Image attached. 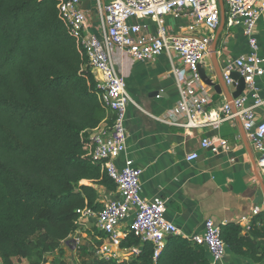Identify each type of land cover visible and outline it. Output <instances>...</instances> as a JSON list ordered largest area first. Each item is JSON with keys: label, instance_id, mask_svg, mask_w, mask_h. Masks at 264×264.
I'll return each instance as SVG.
<instances>
[{"label": "trees", "instance_id": "trees-1", "mask_svg": "<svg viewBox=\"0 0 264 264\" xmlns=\"http://www.w3.org/2000/svg\"><path fill=\"white\" fill-rule=\"evenodd\" d=\"M58 2L0 0V264H43L48 254H63L79 210L103 207L95 184L116 187L101 162L85 154L91 130L108 113L86 51L60 18ZM221 235L233 252L264 260V212L246 235L238 225L221 228ZM141 242L129 231L120 246ZM153 254L145 241L131 263L155 264ZM156 264L209 260L203 245L173 235Z\"/></svg>", "mask_w": 264, "mask_h": 264}, {"label": "crops", "instance_id": "crops-1", "mask_svg": "<svg viewBox=\"0 0 264 264\" xmlns=\"http://www.w3.org/2000/svg\"><path fill=\"white\" fill-rule=\"evenodd\" d=\"M80 4L87 13L88 31L101 36V13L97 0H81ZM225 14L227 16V12ZM131 21L136 22L135 19ZM138 22L141 31L148 34H157L163 29L168 34L202 32V27L191 26L192 21L188 17L165 15L161 18H143ZM220 26L221 22L215 37ZM256 36L258 53L264 67V15L257 23ZM107 48L134 100L126 111L127 149L116 159V164L123 167L126 159L131 158L134 165L142 169V196L146 199L160 197L165 200V216L178 228L174 234L176 238L190 240L194 235L203 233L209 218L221 228L238 225L242 228V234L246 235L253 220L264 212V174L258 168L260 153L253 147L240 119L221 120L217 127L212 124L224 116L220 109L227 101L224 91L218 93L213 86H209L212 99L207 105L201 126L193 130L170 126L157 117L180 99L179 86L187 76L186 68L180 60L163 53L154 61H141L133 59L116 45ZM250 52V42L243 28L230 29L225 24L217 46V60L222 71L228 58ZM203 66L207 74L217 81L211 50ZM256 84L264 100V73L257 77ZM228 86L231 91L236 90V85ZM246 104H254L251 95ZM255 112L257 122L264 121V105L256 107ZM110 116L112 112L107 114L103 125L109 123ZM204 138H224L231 147L214 152L211 148L202 147L201 141ZM192 151H197L199 157L189 161L186 155ZM82 183L92 184L88 179H83ZM95 185L101 193L102 202L121 198L116 187L107 189ZM257 206L260 212L255 214L253 209ZM133 217L132 213L120 228L121 240L129 233L128 226ZM142 245L143 242L137 246L138 253ZM61 247L63 254L59 251L48 254L47 262L43 264H52L55 259L65 264H83L84 261H90L85 255H93L91 260L104 259L107 248L115 255L114 261L124 264H132L138 255L133 248H122L112 243L109 235L97 224L95 216H83L77 220L76 230ZM204 248L210 262V251L206 246ZM222 263L264 264V260L256 261L228 247Z\"/></svg>", "mask_w": 264, "mask_h": 264}, {"label": "built area", "instance_id": "built-area-1", "mask_svg": "<svg viewBox=\"0 0 264 264\" xmlns=\"http://www.w3.org/2000/svg\"><path fill=\"white\" fill-rule=\"evenodd\" d=\"M101 13V36L88 31L87 13L81 6V0H59V16L69 32L77 39L88 56L92 71L100 90L98 98L107 110L112 112V120L91 130L90 138L84 144L85 154L93 161H100L115 182L121 198L103 201L102 209L79 210L80 216H95L99 227L105 231L111 242H121L120 228L133 213L129 231L138 235L142 242L149 241L154 246L153 258L156 261L165 249L169 234L178 232L177 226L165 216V200L156 197L146 199L142 196V169L136 167L131 158H127L123 167L116 164V159L127 149L126 111L134 102L130 96L126 81L113 62L109 45L124 49L133 59L154 61L159 55L167 53L177 57L184 65L187 76L179 86L180 99L167 111L157 117L160 121L177 127L193 130L201 126L207 105L212 99L207 85L201 78L199 65L210 54L215 31L221 22L219 0H97ZM226 5V24L228 28L242 27L247 35L251 52L228 58L223 68V76L228 85L237 81L231 73L237 71L245 79L244 92L233 102L225 101L220 109L224 116L213 121L214 126L224 119H240L253 147L259 151L258 168L264 174V121L258 123L255 108L264 105L260 97L256 79L264 73L262 58L258 53L256 27L264 15V0H224ZM165 15L188 17L192 27H202L197 34L171 33L164 29L157 34L141 31L138 20L148 17L161 18ZM135 19L136 22H132ZM254 98V104H246L248 96ZM204 148L218 152L230 149L231 145L224 138L201 141ZM197 151L187 153V160H196ZM260 212V207L253 209ZM192 242L206 246L211 255L209 264H223L228 245L221 235V226L212 218L205 222L204 232L194 235ZM121 247V246H120ZM138 253L137 246L131 247ZM139 254V253H138ZM115 255L107 249L104 260H114Z\"/></svg>", "mask_w": 264, "mask_h": 264}, {"label": "water", "instance_id": "water-1", "mask_svg": "<svg viewBox=\"0 0 264 264\" xmlns=\"http://www.w3.org/2000/svg\"><path fill=\"white\" fill-rule=\"evenodd\" d=\"M220 3V7H221V13H222V19H221V26L217 32V35L214 39L213 44L211 45V52H212V59H213V64L215 66V71H216V75L218 80H214L212 77H210L207 72L205 67L203 66V64L199 65V72H200V76L202 78V80L209 86H213L215 88V90L218 93H222L224 91V93L227 96V101L228 102H233V100L235 98H237L238 96H240L244 90H245V79L240 76V74L237 71H234L231 73V76L237 81L236 83V90L235 91H231V89L229 88L224 76H223V71H222V67L219 64L218 60H217V46H218V39H219V35L221 33V31L224 28V25L226 24V5L224 3V0H219ZM173 235L169 234L168 235V239H170Z\"/></svg>", "mask_w": 264, "mask_h": 264}, {"label": "rangeland", "instance_id": "rangeland-1", "mask_svg": "<svg viewBox=\"0 0 264 264\" xmlns=\"http://www.w3.org/2000/svg\"><path fill=\"white\" fill-rule=\"evenodd\" d=\"M85 257L88 259V260H91L93 255H85Z\"/></svg>", "mask_w": 264, "mask_h": 264}]
</instances>
